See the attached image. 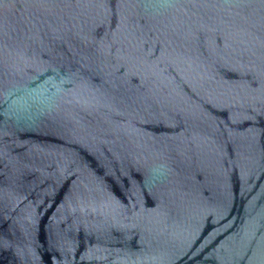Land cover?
Listing matches in <instances>:
<instances>
[{"label":"water","instance_id":"95a60500","mask_svg":"<svg viewBox=\"0 0 264 264\" xmlns=\"http://www.w3.org/2000/svg\"><path fill=\"white\" fill-rule=\"evenodd\" d=\"M0 264H264V0H0Z\"/></svg>","mask_w":264,"mask_h":264}]
</instances>
